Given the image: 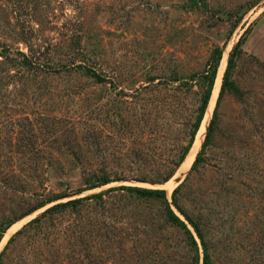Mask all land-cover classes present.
<instances>
[{"label": "rangeland", "instance_id": "374dc122", "mask_svg": "<svg viewBox=\"0 0 264 264\" xmlns=\"http://www.w3.org/2000/svg\"><path fill=\"white\" fill-rule=\"evenodd\" d=\"M215 48L206 131L168 192L182 165L139 176L187 143ZM104 173L123 178L88 188ZM176 204L209 264H264V0H0V264H202Z\"/></svg>", "mask_w": 264, "mask_h": 264}, {"label": "trees", "instance_id": "16d2710c", "mask_svg": "<svg viewBox=\"0 0 264 264\" xmlns=\"http://www.w3.org/2000/svg\"><path fill=\"white\" fill-rule=\"evenodd\" d=\"M240 44H241V38L238 39V41L235 43V46H240ZM234 52H235V49H233L230 52V54H229V58H228V62H227V68H226L224 76H223V80H222V83H221V89H220V92H219V96H220L222 90L227 86L228 80H227L226 74H227V71H228V66L233 62V54H234ZM220 56H221V50L219 48H215V50L213 51L212 57H211V59H213V61H212L213 64L211 66L212 68L205 69V71H204L205 77H208V83H207V85H206V87L204 89L202 100H201V103H200V106H199V112H198V114L196 116L195 121L192 123V127H191V130H190V134H189V138L187 140V143L182 146V148L180 150V153L178 154V157L176 159H174V160H171L172 164L170 166H167L166 168L150 169L149 173L151 175H153V176H151V177L148 176V175L147 176H139V179H141V180H149V181H152V182H164V181L167 182L171 178L170 176L174 173L176 168L178 166L180 167L183 164L184 159L186 158L187 154L189 153V151H190V149H191V147H192V145H193V143L195 141L196 134H197V132H198V130L200 128V125H201L202 120H203V118L205 116L206 110H207V108L209 106L210 98H211V95H212L211 89L213 91V88H214L213 81H214V78L216 80L215 73H216V67H217L218 58ZM93 75L95 77H97V79H98V74L93 72ZM214 83H215V81H214ZM212 86H213V88H212ZM219 96H218V99H217V102H216V106H217L218 101H219ZM216 106H215L214 113H213L214 116L212 117V119L210 120V123L208 125L207 132H206V135H205V139L203 141V145L206 142V140H208V137H209V135L211 133L212 126H213V121H214V117H215ZM194 135H195V137H194ZM200 158H201V151L196 156L193 165H195L196 162L199 161ZM155 173L157 175H159V177H157ZM121 178H123V177L122 176L110 177L109 175L104 173L103 176H100L98 178V181L95 184H92V185L88 186V188H91V187H94V186H98V185L107 183V182H109L111 180L121 179ZM111 188L127 189V190H130L132 192H135L136 194H138L140 196H165V188H160V187H148V186H140V185H135V184H119V185H116V186H110L108 189H111ZM177 188H178V185L173 189V192H175L177 190ZM100 193H101V191L96 192L95 194L99 195ZM62 195H65V194H60L59 196H62ZM88 196L89 195H86L84 197H88ZM80 198L81 197H75V198H71V199H68V200H65V201L55 202L52 205H50L47 208H45L42 211V213H44V212H46L48 210H52L54 208L61 207V206L65 205V204H67V203H72V202H74V201H76V200H78ZM174 203H175V201H174ZM41 205H42V203L34 206L32 209H35V208H37V207H39ZM176 206L179 208V210L182 212L184 217L188 220V222L193 227V230L195 231L197 236L200 238V241H201V244H202V247H203L202 264H209L210 263V258H209V254H208V251H207V245H206V242L204 240L203 233L200 230V227L193 220V218H191L189 215H187L186 212H184L178 206V204H176ZM168 209H169L168 210V215L171 218V220L173 222L177 223V224H180V225L186 227V223L184 222V220L179 218V216H177L173 212V210L171 208H168ZM35 219H37V217L33 218V220H35ZM185 230L190 233V229L189 228H185Z\"/></svg>", "mask_w": 264, "mask_h": 264}, {"label": "bare ground", "instance_id": "6f19581e", "mask_svg": "<svg viewBox=\"0 0 264 264\" xmlns=\"http://www.w3.org/2000/svg\"><path fill=\"white\" fill-rule=\"evenodd\" d=\"M224 61H225V57L223 58L222 63L220 65L218 76H217L216 83H215V87H214V90H213V94H212V97L210 99L209 106L207 108L206 114L204 116L205 118L202 121L201 128L197 132L196 140L194 141V143H193L189 153L187 154V157L185 158L184 163L180 167L178 173L166 184V189L168 190V192H170L172 190V188L177 184V182L180 181V179L182 178L183 174L186 172L188 167H190V164H191V162H192V160H193V158L195 156V153H196V151L198 150V148H199V146L201 144L204 132L206 131L205 129H206V125H207L208 119L210 117V114L212 112V109H213V106H214V103H215V100H216V97H217V92L219 91L218 89H219L220 82H221V73H222V70H223ZM225 63H226V61H225ZM14 226H12L10 228V230H8V231H12Z\"/></svg>", "mask_w": 264, "mask_h": 264}]
</instances>
